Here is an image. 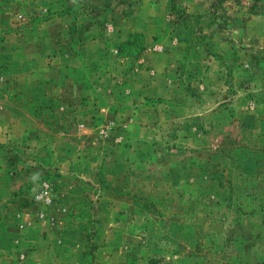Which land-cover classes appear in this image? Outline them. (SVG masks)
<instances>
[{
	"label": "rangeland",
	"instance_id": "rangeland-1",
	"mask_svg": "<svg viewBox=\"0 0 264 264\" xmlns=\"http://www.w3.org/2000/svg\"><path fill=\"white\" fill-rule=\"evenodd\" d=\"M0 264H264V0H0Z\"/></svg>",
	"mask_w": 264,
	"mask_h": 264
},
{
	"label": "trees",
	"instance_id": "trees-1",
	"mask_svg": "<svg viewBox=\"0 0 264 264\" xmlns=\"http://www.w3.org/2000/svg\"><path fill=\"white\" fill-rule=\"evenodd\" d=\"M136 38L138 39L137 41H135ZM125 43H128V45H130V48L128 49L129 53H137L143 48L144 36L138 33L134 35L132 34V36Z\"/></svg>",
	"mask_w": 264,
	"mask_h": 264
}]
</instances>
